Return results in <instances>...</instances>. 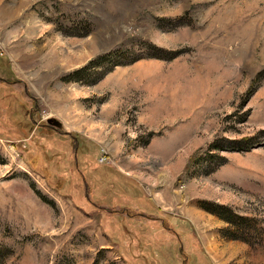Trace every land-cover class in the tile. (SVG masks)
<instances>
[{
    "label": "rangeland",
    "instance_id": "rangeland-1",
    "mask_svg": "<svg viewBox=\"0 0 264 264\" xmlns=\"http://www.w3.org/2000/svg\"><path fill=\"white\" fill-rule=\"evenodd\" d=\"M165 216L160 264H264V0H0V264H158Z\"/></svg>",
    "mask_w": 264,
    "mask_h": 264
},
{
    "label": "trees",
    "instance_id": "trees-1",
    "mask_svg": "<svg viewBox=\"0 0 264 264\" xmlns=\"http://www.w3.org/2000/svg\"><path fill=\"white\" fill-rule=\"evenodd\" d=\"M250 148H252V144L250 146ZM249 150V149H248ZM123 179H125V181H130L133 182L134 179L122 176ZM135 181V180H134ZM135 184V183H134ZM83 186L85 189V195L87 198H90L91 195L93 196L92 191V187L91 185L84 180L83 182ZM120 194V198H116L113 197L112 200V205H116V203H120L124 209L127 210H135L137 211V215L145 217L147 219H152L150 217H148V214H152V215H156V216H161L162 215V210H160L159 208H157L154 204V202L147 197L143 191H137L134 187H130V189L127 190H123L121 189V192H119ZM118 199V200H117ZM94 200H89V202L93 205H95L96 207H99V205L96 202H93ZM124 210V211H125ZM126 213V212H125ZM128 214V213H127ZM128 216L133 217V215L128 214ZM177 219V220H176ZM159 220H161V225L163 227V230H156L154 228H150L149 226H146L145 228H135L134 231H136L137 233H139L138 231L145 229L144 232H142V237L147 240L148 246H153L154 250H152L153 256L150 257L151 259H153L152 261H155L156 263L160 264L161 263V257H160V252L162 251L160 249V251H158V248L155 247L156 244L161 245V247H163V243L162 241L159 240V238H162L164 235V233H168L170 235V239L174 238L178 241V244H180L181 241V245L184 243L183 240V234L187 237L186 238H190V225L186 220H181L178 218H175L173 216H169V217H162ZM166 225H169V227H166ZM166 228H168L169 230H166ZM166 230V231H165ZM183 233V234H182ZM160 247V246H159ZM169 248V247H168ZM181 249H183V247L181 246ZM158 252V253H156ZM168 252H171V250H169ZM173 252V251H172ZM185 253V252H184ZM196 253V254H195ZM194 253V255L190 256L188 258V261L192 264V263H197L199 264L200 261V256L198 255V252L196 251ZM157 254V257L155 258L154 256ZM183 255V251L180 250V254H176L177 258L179 259L180 256ZM186 255V254H185ZM185 264H186V260L184 259Z\"/></svg>",
    "mask_w": 264,
    "mask_h": 264
},
{
    "label": "crops",
    "instance_id": "crops-1",
    "mask_svg": "<svg viewBox=\"0 0 264 264\" xmlns=\"http://www.w3.org/2000/svg\"><path fill=\"white\" fill-rule=\"evenodd\" d=\"M134 177V176H133ZM132 178V177H131ZM143 193H145V195L147 196V197H149L147 194H146V192H143ZM154 202V201H153ZM154 204L156 205V203L154 202ZM157 206V205H156ZM158 207V206H157ZM158 208H160V207H158ZM162 210V209H161ZM164 210V209H163ZM162 210V211H163Z\"/></svg>",
    "mask_w": 264,
    "mask_h": 264
}]
</instances>
